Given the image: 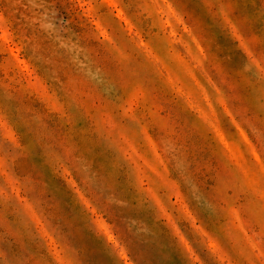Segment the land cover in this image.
<instances>
[{"label": "clouds", "instance_id": "9594fccd", "mask_svg": "<svg viewBox=\"0 0 264 264\" xmlns=\"http://www.w3.org/2000/svg\"><path fill=\"white\" fill-rule=\"evenodd\" d=\"M114 2L131 32L110 0H27L23 24L0 8V264H97V251L112 264H158L153 251L264 264V17L248 0ZM201 87L227 146L201 115L211 119ZM80 109L92 147L48 130L52 115L74 124Z\"/></svg>", "mask_w": 264, "mask_h": 264}, {"label": "rangeland", "instance_id": "374dc122", "mask_svg": "<svg viewBox=\"0 0 264 264\" xmlns=\"http://www.w3.org/2000/svg\"><path fill=\"white\" fill-rule=\"evenodd\" d=\"M26 3L27 0H21V3H16V0H0V8H9L11 12L10 18L17 24H23L25 23V21H24V15L22 14H26V9L22 5ZM109 6L114 11L116 17L121 22H123V24L128 28L129 32H131L132 25L127 21V18L123 15V12L120 9L119 5L115 3L114 0H110ZM56 7L60 9L61 15L63 17L62 21L59 22L68 21L69 16L67 13L64 12L63 7L60 4H57ZM188 7L190 9H199L200 7L199 0H190ZM246 8L249 11L254 12L257 17H264V5H261L258 2V0H248ZM5 15H8V12H6ZM259 26L260 24L258 23L257 27ZM97 28L100 32V35L102 37L107 38L108 36L107 32H105V30L102 27H100L99 23H97ZM17 64L19 65L21 72L30 73L29 66L23 60H18ZM97 86L107 94H113V90L110 88V86L102 77L98 78ZM201 95L203 97V102L207 104L208 112L211 113V119L209 118L208 113L204 111H201V115L204 116V118L208 120L209 123H213V120L217 116V112L215 105L212 101V97L202 87H201ZM220 102L223 103L222 100ZM87 103H91V102L86 101V104ZM194 106L199 108V104H196ZM47 123H48V130L58 139L63 138L66 135H71L73 140L76 143H78L82 148L92 147V145L87 142L89 138L91 140L96 139L95 134L92 133L90 130L91 120L86 115H84L83 109H80L78 117L74 124H64L55 115H52ZM218 124L219 121L216 120L215 123H213V127L216 131L217 136L220 138L221 142L225 143L227 146V141L225 140L224 133L217 126ZM238 131L240 132L241 137L243 138L244 143L247 145L248 150L250 151L252 157L256 159L257 163H260L261 157L258 151L256 150L255 145L250 141V139L247 137V135L244 133L242 129H238ZM129 148H130L129 155L131 158H133L134 162L138 160L142 161L143 168L145 169H151L153 167L152 163L149 160H147L142 153L138 152L134 145L129 144ZM93 153L95 155L96 165L98 166L99 163L103 161V156L100 155L99 148H94ZM33 163L36 165L37 169H40V166L42 165V157L40 156L39 152H37V154L34 156ZM137 167L140 168L141 167L140 164H137ZM52 183L53 185L60 188V192L57 193L59 197L63 192L62 181H60L59 179H54ZM231 211L236 224L239 225L242 232L246 233L247 230L243 227V221L241 220L238 211L236 209H232ZM235 243L237 247L242 251V241L238 239ZM90 246H95V245L92 244V242H90ZM141 247L148 248L149 245L143 244L141 245ZM150 258L157 261L158 264H180L179 257H177L175 254H172L171 258H169L164 253L153 251V254ZM90 259L97 262V264H112V258L102 251L94 252L93 255L90 257Z\"/></svg>", "mask_w": 264, "mask_h": 264}]
</instances>
